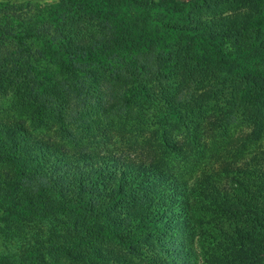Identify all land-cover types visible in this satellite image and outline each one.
<instances>
[{"label":"trees","instance_id":"1","mask_svg":"<svg viewBox=\"0 0 264 264\" xmlns=\"http://www.w3.org/2000/svg\"><path fill=\"white\" fill-rule=\"evenodd\" d=\"M167 4L0 2V264H264V0Z\"/></svg>","mask_w":264,"mask_h":264},{"label":"rangeland","instance_id":"2","mask_svg":"<svg viewBox=\"0 0 264 264\" xmlns=\"http://www.w3.org/2000/svg\"><path fill=\"white\" fill-rule=\"evenodd\" d=\"M64 0H0L1 3H10L13 4L15 6L18 7H25V10L28 9L29 7H36V6H51V5H55L58 3L63 2ZM156 3H160L163 0H153ZM168 1L167 7H170L172 9L176 10H182V4L188 3L191 0H166ZM181 5V6H180ZM227 50V49H226ZM29 116V115H27ZM28 118V117H26ZM178 164V168H176V171L179 174H182V178L187 180V183L189 185V187H193L196 183V181L201 177V171H196L197 168L203 169V166L201 165H197L195 164V166H193L192 164L189 165L187 163H185L183 160L179 159L177 161ZM214 164H210V166H213ZM209 166V167H210ZM207 169V168H206ZM200 216V214H198ZM1 216V213H0ZM196 221L200 224V226L204 229V230H208V225L211 222L209 217H197ZM201 227H198L199 229L196 232V237H195V247L199 256V260L202 263L204 260V251L205 248L208 246V243L206 244V242L203 239V236L201 235ZM2 234V233H1ZM4 234V233H3ZM7 234H11L9 232H7ZM7 238H3L0 237V253H7L6 250L8 249L6 245H4L3 241L6 240ZM205 248L203 249V245H205ZM203 249V250H202ZM9 256V255H7ZM10 257V256H9Z\"/></svg>","mask_w":264,"mask_h":264}]
</instances>
